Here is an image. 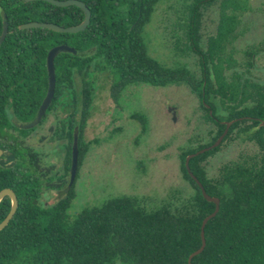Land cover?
<instances>
[{
  "label": "trees",
  "instance_id": "16d2710c",
  "mask_svg": "<svg viewBox=\"0 0 264 264\" xmlns=\"http://www.w3.org/2000/svg\"><path fill=\"white\" fill-rule=\"evenodd\" d=\"M80 1L91 11L90 25L77 34H62L43 28L21 30L20 26L31 22L76 26L85 17L80 8H60L46 1L0 0V36L5 15L9 26L0 46V148L7 153L0 160V191L12 189L19 201L13 219L0 231V264H21L32 251L38 264H189L190 255L202 246L203 220L216 206L204 198L185 161L212 146L224 133L226 126L216 115L219 108L228 114L226 121L234 124L219 147L190 160L191 171L207 194L220 199L218 214L205 227L206 247L192 264H264V127H260L264 122V86L238 73L228 78L222 57L225 44L237 37L240 19L250 9L248 3L185 0V11L176 22L198 57V75L186 67L168 68L148 54L144 34L161 0ZM214 7L220 10L217 33L206 40L202 32L205 13ZM181 44L179 36L175 46L180 52ZM60 45L74 48L77 54L56 57L55 97L42 120L44 123L55 113L60 118L58 131L63 133L59 138L66 140L64 181L56 185L64 193L47 206L41 202L40 156L27 145L36 129L24 130L16 124H29L36 118L48 91L47 56ZM105 70L115 77L111 86L115 101L130 85H186L201 100L206 120L216 130L209 143L185 149L180 155L192 195H174L152 209L142 197L118 196L69 216L76 197L75 182L69 186L76 131L78 166L90 147V143L84 144L83 134L91 118L95 90L87 78ZM78 78L79 96L74 86ZM59 113L68 117L62 119ZM235 132L255 142L261 156L227 164L220 177H210L206 161ZM10 211L11 200L6 197L0 203V223Z\"/></svg>",
  "mask_w": 264,
  "mask_h": 264
},
{
  "label": "rangeland",
  "instance_id": "374dc122",
  "mask_svg": "<svg viewBox=\"0 0 264 264\" xmlns=\"http://www.w3.org/2000/svg\"><path fill=\"white\" fill-rule=\"evenodd\" d=\"M245 1L250 9L240 19L237 37L225 44V73L230 79L238 73L264 86V0ZM184 2L161 0L146 27L144 41L148 54L162 65L186 67L199 75L198 57L189 49L183 28L176 22L185 11ZM219 17L218 7L206 11L202 29L206 40L216 36ZM179 36L181 52L175 46ZM114 80L109 70L87 78L95 90L91 118L83 134L84 144L90 143V147L78 166L76 197L68 212L71 218L85 208L101 206L118 196L142 197L152 209L174 195H192L194 191L184 178L180 155L185 149L195 150L209 143L211 132L216 130L206 120L201 100L186 85H130L115 101L111 96ZM74 86L79 96L81 78ZM216 115L222 123L228 122L226 111L219 108ZM59 116L66 118L68 114ZM51 120L52 117L36 126V132L27 140V145L40 156L42 169L48 170L44 174L50 183H43L41 200L47 206L64 193L56 189L55 182L63 176L66 140L59 138L63 134L58 131L60 125ZM261 154L255 142L235 132L208 158L205 167L210 177L217 178L225 165ZM33 255V251L28 252L21 264H38Z\"/></svg>",
  "mask_w": 264,
  "mask_h": 264
},
{
  "label": "water",
  "instance_id": "95a60500",
  "mask_svg": "<svg viewBox=\"0 0 264 264\" xmlns=\"http://www.w3.org/2000/svg\"><path fill=\"white\" fill-rule=\"evenodd\" d=\"M24 1L25 2L46 1L52 5H54L56 7H60V8H65V7H69V6H76L84 12L85 17H84V20L79 25H76V26L62 27V26L54 24V23L31 22V23H27V24L20 26L21 30L33 29V28H37V29L43 28V29H47V30H50V31H53L56 33L77 34V33H80L82 31H85L91 23V17H92L91 11L88 8V6L80 0H24ZM8 27H9L8 26V19H7V16L5 15L4 20H3V30H2V33L0 36V46L5 41V39L8 35V32H9ZM61 53H72V54L76 55L77 51L68 45H60V46L54 47L49 52V54L47 56L48 84H49L47 95H46L44 101L42 102V104L39 108V111H38L36 118L29 124L17 125L21 129L29 130V129L35 128L36 126H38L42 122L43 117L46 115V112L49 109V107H50V105H51V103L55 97V92H56L55 59ZM204 105L206 106V108L210 109V106L208 104L204 103ZM210 114L212 115V111H210ZM234 122L235 121L223 122L226 126V129H225L224 133L218 138V140L212 146L207 147V148L202 149V150H200L194 154L189 155L185 161V167H186L187 172L189 173L190 177L197 183V185L201 189L204 198L208 202L214 203L216 206L215 211L203 220V223L201 226L202 246L197 251H195L193 254L190 255L189 260H188L189 264H192V260L194 257L200 255L204 251V249L206 247L205 227L211 219L216 217V215L218 214V212L220 210V199L216 198V197H211L210 195L207 194V192H206L203 184L201 183V181L191 171L190 160L192 158H195L196 156L202 155V154H204V153H206V152H208L214 148L219 147L221 145V143L224 141L226 135L229 132L230 127L234 124ZM260 127H264V122L261 123ZM78 153H79V151H78V132L76 131L75 135H74L73 158H72V166H71V177H70V183H69L70 187L73 185V183L75 181L77 170H78ZM3 154H4V151L0 148V160L3 156ZM6 197H8L11 200V211L8 214V216L5 218V220L2 223H0V231L3 230L5 227H7V225L13 219V217L16 214L18 207H19L18 198L12 189L7 188V189H3L2 191H0V203Z\"/></svg>",
  "mask_w": 264,
  "mask_h": 264
},
{
  "label": "flooded vegetation",
  "instance_id": "af4514ba",
  "mask_svg": "<svg viewBox=\"0 0 264 264\" xmlns=\"http://www.w3.org/2000/svg\"><path fill=\"white\" fill-rule=\"evenodd\" d=\"M52 115H53V116H52ZM50 117H52L51 122L59 123L58 120H59L60 118H59L55 113L52 112L51 114H49V116L46 117L45 122H44V123L41 122L39 125H42V124L47 123V121L49 120ZM43 118H44V117H43ZM61 118H62V117H61ZM62 119H64V118H62ZM42 120H43V119H42ZM14 123H16V122H14ZM16 125H21V124H16ZM35 132H36V131H35ZM35 132H34V133H35ZM34 133H33V134H34ZM33 134H31L30 137L33 136ZM34 136H36V135H34ZM30 137H29V138H30ZM29 138H28V139H29ZM30 147H31V146H30ZM6 155H7V153L4 152L2 158L4 159ZM2 158H1V159H2ZM62 169H63V170H62V174H63V176H64V174H65V171H64V160H63V168H62ZM38 173H40V175H42V180L44 181V183H50L49 180H48V178H47V175L44 174V173H48V170H43L42 167H41V164H39V171H38ZM76 175H77V174H76ZM63 176H62V177H63ZM70 177H71V171H70ZM70 177H69V183H70ZM75 180H76V178H75ZM63 181H64L63 179H61V180L58 179L55 183H63ZM74 182H75V181H74Z\"/></svg>",
  "mask_w": 264,
  "mask_h": 264
}]
</instances>
